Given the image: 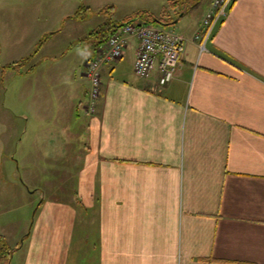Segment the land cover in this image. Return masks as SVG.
I'll use <instances>...</instances> for the list:
<instances>
[{
	"label": "crops",
	"instance_id": "1",
	"mask_svg": "<svg viewBox=\"0 0 264 264\" xmlns=\"http://www.w3.org/2000/svg\"><path fill=\"white\" fill-rule=\"evenodd\" d=\"M213 1L185 0L176 17L169 8L162 26L185 49L165 86L158 69L136 74L139 39L130 36L123 58L102 65L94 113L84 69L99 40L86 46V84L61 93V135L49 143L70 155L74 196L43 194L29 231L26 217L9 222L15 215L0 226L15 246L11 264H264V0H238L201 51L195 35ZM40 145L48 153V141Z\"/></svg>",
	"mask_w": 264,
	"mask_h": 264
},
{
	"label": "rangeland",
	"instance_id": "2",
	"mask_svg": "<svg viewBox=\"0 0 264 264\" xmlns=\"http://www.w3.org/2000/svg\"><path fill=\"white\" fill-rule=\"evenodd\" d=\"M172 1L0 0V226L10 227L8 218L15 215L9 222L22 218L23 223L26 217L29 231L43 194L53 193L67 200L73 195L75 180L65 174L71 170L70 155L53 152V143H58L61 135V129L57 130L53 123L58 122L54 113L61 93L68 98L83 81L86 84L82 76L86 46L94 38L84 36L110 14L114 20L124 22L141 11L161 16L170 8L174 10L172 17H176L185 4L174 5ZM80 10L86 17L78 22L82 30L75 32L66 21ZM46 34L48 37L40 44ZM25 57L29 59L22 69L6 68ZM123 62L124 68L130 69L131 55L127 53ZM83 99L87 103V95ZM46 123L53 125L48 132L40 126ZM64 130L66 136L71 129ZM45 140L48 153H40V143ZM50 141L53 143L49 145ZM71 148L72 145L61 146V150ZM11 248L14 251L15 246ZM23 248L17 251L14 262L19 255H25Z\"/></svg>",
	"mask_w": 264,
	"mask_h": 264
},
{
	"label": "built area",
	"instance_id": "3",
	"mask_svg": "<svg viewBox=\"0 0 264 264\" xmlns=\"http://www.w3.org/2000/svg\"><path fill=\"white\" fill-rule=\"evenodd\" d=\"M238 0H214L202 20V28L195 35L201 51L207 50L217 27L228 17ZM130 36L139 39L137 57L134 64L136 74L141 78L151 77L159 70V84L167 85L176 76L181 53L185 49V38L163 26L133 21L120 26L105 43L99 45L93 58L85 63L84 74L89 79V101L85 105L88 113L97 110L102 94V65L119 61L125 55Z\"/></svg>",
	"mask_w": 264,
	"mask_h": 264
},
{
	"label": "trees",
	"instance_id": "4",
	"mask_svg": "<svg viewBox=\"0 0 264 264\" xmlns=\"http://www.w3.org/2000/svg\"><path fill=\"white\" fill-rule=\"evenodd\" d=\"M185 0L181 1H172V4L177 5L179 2H184ZM184 4H186L184 2ZM167 16H169L168 9H165L163 11L162 16H155L152 13H149L147 11H141L137 13L135 17L129 18L126 22H133V21H142L147 24H153V25H166L168 26L170 24L169 20H172L171 18L167 19ZM72 18L78 19V20H84L86 17L85 14L80 10L77 11L73 16H70ZM126 24V23H125ZM119 25L115 23L114 19L112 18V15L110 14L109 18L106 20L104 24L99 26L95 32H93L90 36V38H97L99 40L98 44H103L107 41V39L114 33V31L117 29ZM122 26V25H121ZM48 37V34L44 35L43 39L40 40V44H42L45 39ZM2 54V48L0 43V57ZM28 57L22 58L19 62H16L14 64L6 65V68L10 69H22V67L27 63ZM13 254V250L11 246L9 245L7 239L5 236L0 235V264H10L11 257Z\"/></svg>",
	"mask_w": 264,
	"mask_h": 264
}]
</instances>
